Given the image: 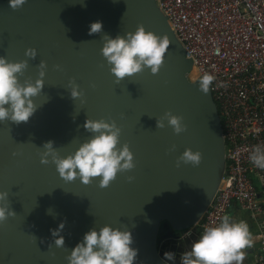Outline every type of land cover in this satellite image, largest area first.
<instances>
[{
  "label": "water",
  "instance_id": "95a60500",
  "mask_svg": "<svg viewBox=\"0 0 264 264\" xmlns=\"http://www.w3.org/2000/svg\"><path fill=\"white\" fill-rule=\"evenodd\" d=\"M96 21L102 32L90 34ZM139 26L167 35L163 63L156 74L145 68L118 81L101 54L104 35L124 36ZM0 56L27 61L21 83H35L40 62L46 64L34 114L19 124L0 122V192L15 213L0 222V264H68L84 234L105 225L131 231L139 249L134 264H169L159 238H188L213 203L227 161L212 92L189 81L193 62L156 0H26L17 9L0 0ZM73 87L80 92L75 99ZM168 112L182 117L180 134L164 119ZM87 119L114 121L118 147L127 144L134 156L135 167L104 188L99 177L87 185L79 177L64 180L50 156L41 163L50 140L61 157L89 140ZM186 149L201 153L199 165L180 159ZM61 223L65 245L57 247L52 231Z\"/></svg>",
  "mask_w": 264,
  "mask_h": 264
},
{
  "label": "clouds",
  "instance_id": "9594fccd",
  "mask_svg": "<svg viewBox=\"0 0 264 264\" xmlns=\"http://www.w3.org/2000/svg\"><path fill=\"white\" fill-rule=\"evenodd\" d=\"M25 3L26 0H9V6L13 9L20 8ZM102 29L101 21L93 22L90 25V34L101 33ZM168 46L167 35L158 36L139 26L135 32L124 36L117 35L113 38L105 33L101 54L111 66V73L119 81L132 77L145 68H150L153 74L158 73ZM26 55L34 59L37 53L35 49H29ZM27 66V61L9 62L0 56V122H27L37 109L32 98L39 95L44 87L42 78L46 64L44 61L40 62L41 78L35 83H21L19 77L23 76ZM214 79L213 75L204 73L198 83L199 90L207 94ZM71 96L74 99L80 96L76 87L72 88ZM164 119L176 134L185 130L182 117L168 112L165 113ZM164 126L163 119L157 120V127ZM84 128L92 134L91 138L66 157L58 154L53 141L44 143L46 151L41 163H48L50 156L51 162L56 165L60 177L64 180L72 181L79 177L80 181L87 185L93 178L99 177L101 188L109 186L119 172L135 167L129 146L124 144L118 147L121 129L114 121L109 123L104 119H87ZM201 158L199 151L193 152L191 149H186L180 157L184 163L193 165H199ZM249 158L255 167L264 169V147L255 146ZM7 198V192H0V204L3 205L0 206V222L9 215H15L7 206ZM63 228L64 224L61 223L52 231L57 247L65 245L64 237L60 235ZM133 243L129 230L122 231L111 225H105L99 230L93 228L71 249L68 264H134L139 249L132 247ZM251 244L248 225L225 214L218 225L203 230L199 239L193 242L191 250L180 255L179 264H243L244 249ZM163 256L166 261L175 264L176 253L166 251Z\"/></svg>",
  "mask_w": 264,
  "mask_h": 264
},
{
  "label": "built area",
  "instance_id": "2783aa9c",
  "mask_svg": "<svg viewBox=\"0 0 264 264\" xmlns=\"http://www.w3.org/2000/svg\"><path fill=\"white\" fill-rule=\"evenodd\" d=\"M156 2L193 62L195 73L187 76L189 81L199 82L206 72L215 77L210 90L226 149V171L217 195L185 236L196 230L198 240L206 227L218 225L237 206L247 217L250 238L257 239L248 247L251 261L243 264H264V169L249 158L255 146L264 147V0Z\"/></svg>",
  "mask_w": 264,
  "mask_h": 264
},
{
  "label": "rangeland",
  "instance_id": "374dc122",
  "mask_svg": "<svg viewBox=\"0 0 264 264\" xmlns=\"http://www.w3.org/2000/svg\"><path fill=\"white\" fill-rule=\"evenodd\" d=\"M246 218L247 217L245 216L244 219H246ZM242 219H243V217H242ZM195 235H196V230L194 231V233L190 237H188L185 240L183 239L182 241L176 240L174 238L160 237L158 240L160 255L164 258V256H163L164 252L172 251V252L176 253V261L177 260L179 261L180 255L185 251H189L188 246H189V244H191V242L194 241ZM171 263H173V262H171ZM175 264H179V262H175Z\"/></svg>",
  "mask_w": 264,
  "mask_h": 264
},
{
  "label": "crops",
  "instance_id": "0c3cea01",
  "mask_svg": "<svg viewBox=\"0 0 264 264\" xmlns=\"http://www.w3.org/2000/svg\"><path fill=\"white\" fill-rule=\"evenodd\" d=\"M236 207V208H235ZM234 207V209L231 211V213H230V216L234 219V220H236L237 222H239V221H245L246 219H244V217L246 216L244 213H242L240 210H239V208H237V206H235ZM242 217H243V219H242ZM250 230L252 231V232H257L256 231V229L255 228H250ZM251 240H252V242L253 243H256L257 242V239L256 238H250ZM244 252H245V259H244V261L246 262V261H251V255L248 253L249 252V250H248V247H246L245 249H244Z\"/></svg>",
  "mask_w": 264,
  "mask_h": 264
},
{
  "label": "trees",
  "instance_id": "16d2710c",
  "mask_svg": "<svg viewBox=\"0 0 264 264\" xmlns=\"http://www.w3.org/2000/svg\"><path fill=\"white\" fill-rule=\"evenodd\" d=\"M195 239H194V241L193 242H195L196 240H197V237H196V235H195V237H194ZM193 242H191V244H193Z\"/></svg>",
  "mask_w": 264,
  "mask_h": 264
},
{
  "label": "bare ground",
  "instance_id": "6f19581e",
  "mask_svg": "<svg viewBox=\"0 0 264 264\" xmlns=\"http://www.w3.org/2000/svg\"><path fill=\"white\" fill-rule=\"evenodd\" d=\"M194 73H195V72H194V70H193L192 75H194Z\"/></svg>",
  "mask_w": 264,
  "mask_h": 264
}]
</instances>
